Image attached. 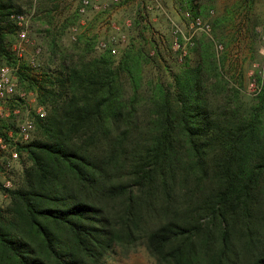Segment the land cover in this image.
I'll list each match as a JSON object with an SVG mask.
<instances>
[{
	"label": "trees",
	"instance_id": "1",
	"mask_svg": "<svg viewBox=\"0 0 264 264\" xmlns=\"http://www.w3.org/2000/svg\"><path fill=\"white\" fill-rule=\"evenodd\" d=\"M175 1L202 16L216 0ZM13 12H22L17 0H0V65L15 62ZM46 31L40 75L25 64L17 72L47 113L18 146L28 164L0 207V264H96L115 240L134 243L158 208L165 219L145 242L159 263L185 264L183 247L204 216L224 224L218 256L227 257L230 221L264 216V87L241 111L205 51L173 76V90L150 83L146 95L141 52H124L116 64L109 49L75 58ZM240 264H264V247Z\"/></svg>",
	"mask_w": 264,
	"mask_h": 264
},
{
	"label": "rangeland",
	"instance_id": "2",
	"mask_svg": "<svg viewBox=\"0 0 264 264\" xmlns=\"http://www.w3.org/2000/svg\"><path fill=\"white\" fill-rule=\"evenodd\" d=\"M96 1L101 5L100 8L90 6L81 14L78 11L80 0H17L22 12L29 16L30 32L19 50V27L15 23L17 30L11 41L15 62L3 63L15 70L16 92L8 99H0V136L6 144L4 148L0 146V207L5 208L10 203L8 190L22 183L23 166L28 164L26 154L18 150V146L24 142L16 144L13 140L17 131V116L13 110L19 108L21 116L33 118L34 130L40 118L34 109L37 104H41L37 91L20 84L17 72L20 69L27 71L21 67L25 64L29 67V74L40 75L37 64L48 60L50 31L46 30L49 28L52 33L55 31L58 34L59 47L75 58L83 54L86 59L99 56L108 49L101 48L99 42L105 41L109 46L112 36L118 39L114 42L117 53L110 52L115 64L124 52H141L144 57L141 65V93L146 95L151 93L150 83L160 82L173 90V76L186 61L195 64L199 54L206 51L214 54L218 71L228 88L237 91L236 94H230L229 98L234 103L232 105L247 111L259 96L250 95L246 85L253 64L261 63L264 58V0H255L252 7L237 6L240 0H216L202 15L203 19L211 22L213 36L223 45L219 53L206 34L200 31L193 33L189 20L184 16V12L189 10L175 0H92ZM157 2L181 26L185 36H191L188 40L179 37L184 55L181 50L173 48L174 35L170 20L157 6ZM47 9L50 14L52 12L51 17H45L43 11ZM122 35L123 41L120 40ZM195 48L197 50L193 51ZM124 75L121 77L126 82ZM21 93H24L23 101L29 111L20 108ZM12 150L17 151L16 158L11 156ZM6 178L12 181L10 188L3 185ZM117 206H120V202L111 208ZM161 212L158 208L156 212L147 213L138 233L140 237L134 243L115 240L111 249L96 264H162L150 253L145 242V234L165 219ZM250 220V223L230 221L227 226L229 252L227 257L221 258L218 248L224 224L215 221L212 216L199 219L200 229L191 240L186 241L182 250L185 264H240L251 260L256 251L264 247V216L262 212H256Z\"/></svg>",
	"mask_w": 264,
	"mask_h": 264
},
{
	"label": "built area",
	"instance_id": "3",
	"mask_svg": "<svg viewBox=\"0 0 264 264\" xmlns=\"http://www.w3.org/2000/svg\"><path fill=\"white\" fill-rule=\"evenodd\" d=\"M118 1V0H114ZM93 7V8H100L101 5L96 1L92 2V0H80V4L78 7L79 13L83 14L86 12L88 7ZM157 6L161 8V10L166 14V16L170 20L171 24V29L172 33L174 35V40H173V48L176 50H181L182 55L185 54L183 52V45L180 40V36H182L184 39H189L191 36H185V33L183 32L181 26L173 20L166 12L165 10L161 7V4L157 2ZM184 16L187 20H189L190 27L193 29V33L196 31L203 32L206 34L210 40L214 43L216 52L219 53L223 49V45L221 42H219L215 37L213 36V31H212V24L210 21L205 20L202 18L200 15L193 16L189 11L184 12ZM10 18L17 23L19 27L18 31V37L20 40V43L18 44L19 50L22 49L21 43L25 40H27V36L30 32V23H29V16L26 13L23 12H14L10 15ZM264 26V23H263ZM264 38V36H263ZM121 41L124 40V35L121 36L120 38ZM118 41L114 36H112V43L108 46L107 42L105 41H100L99 46L101 48H108L112 54L117 53V48L114 44V42ZM182 57V56H181ZM33 61V58H32ZM253 70L249 73V80L246 85V89L248 93L252 96H257L261 93L263 89V83H264V58L261 63H255L253 64ZM14 68L10 65L7 64H2L0 65V99H8L14 95L16 92V81H15V76H14ZM20 99L22 101V104L20 105L21 109H24L25 111H29L30 109L28 106L25 104L24 100V93L20 94ZM35 113L37 114L38 117L43 118L45 117L47 113V109L44 105L42 104H37L35 107ZM14 113L16 114L17 118V131L16 135L13 136L14 142L17 144L18 142H26L30 139L33 130L35 129V122L34 119L31 118L28 115L21 116V111L19 108H15ZM0 146L1 147H6V144L3 142V139L0 136ZM18 155L17 151L12 150L11 151V156L16 158ZM4 187L10 188L12 186V181L9 178H6L3 182Z\"/></svg>",
	"mask_w": 264,
	"mask_h": 264
}]
</instances>
